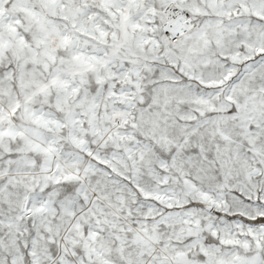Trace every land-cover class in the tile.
Masks as SVG:
<instances>
[{"label": "snow or ice", "instance_id": "snow-or-ice-1", "mask_svg": "<svg viewBox=\"0 0 264 264\" xmlns=\"http://www.w3.org/2000/svg\"><path fill=\"white\" fill-rule=\"evenodd\" d=\"M0 264H264V0H0Z\"/></svg>", "mask_w": 264, "mask_h": 264}]
</instances>
